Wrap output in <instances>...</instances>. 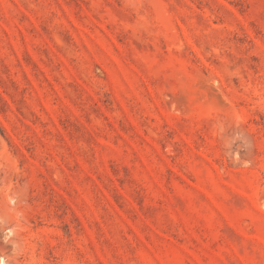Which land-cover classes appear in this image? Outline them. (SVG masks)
<instances>
[{"label":"rangeland","instance_id":"1","mask_svg":"<svg viewBox=\"0 0 264 264\" xmlns=\"http://www.w3.org/2000/svg\"><path fill=\"white\" fill-rule=\"evenodd\" d=\"M264 264V0H0V264Z\"/></svg>","mask_w":264,"mask_h":264},{"label":"bare ground","instance_id":"2","mask_svg":"<svg viewBox=\"0 0 264 264\" xmlns=\"http://www.w3.org/2000/svg\"><path fill=\"white\" fill-rule=\"evenodd\" d=\"M2 264H4V262Z\"/></svg>","mask_w":264,"mask_h":264}]
</instances>
